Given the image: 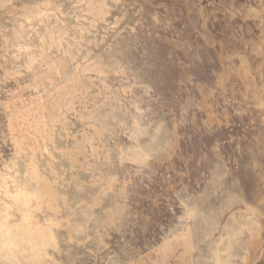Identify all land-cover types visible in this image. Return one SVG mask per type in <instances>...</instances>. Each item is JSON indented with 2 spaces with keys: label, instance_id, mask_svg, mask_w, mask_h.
Instances as JSON below:
<instances>
[{
  "label": "rangeland",
  "instance_id": "obj_1",
  "mask_svg": "<svg viewBox=\"0 0 264 264\" xmlns=\"http://www.w3.org/2000/svg\"><path fill=\"white\" fill-rule=\"evenodd\" d=\"M0 177V264H252L264 0H0Z\"/></svg>",
  "mask_w": 264,
  "mask_h": 264
},
{
  "label": "bare ground",
  "instance_id": "obj_2",
  "mask_svg": "<svg viewBox=\"0 0 264 264\" xmlns=\"http://www.w3.org/2000/svg\"><path fill=\"white\" fill-rule=\"evenodd\" d=\"M94 10V9H93ZM69 51V50H68ZM119 67V66H118ZM72 95V94H71ZM69 97V96H68ZM72 103V102H71ZM70 109H72V108H70ZM30 120V119H29ZM17 122V121H16ZM33 122V121H32ZM18 123V122H17ZM21 123V122H20ZM28 123V122H27ZM37 123V122H36ZM37 125V124H36ZM31 126V125H30ZM21 130V129H20ZM36 130V129H35ZM34 168V167H33ZM35 170V169H34ZM33 170V171H34ZM32 170H31V172H33ZM34 173V172H33ZM2 177H3V175H1ZM5 177V176H4ZM1 178V177H0ZM33 178V177H32ZM31 178V179H32ZM34 179V178H33ZM4 180V179H3ZM2 183V182H1ZM20 184V183H19ZM44 184H46V183H44ZM18 185V184H17ZM21 185V184H20ZM48 186V185H47ZM46 186V187H47ZM39 187V186H38ZM49 187V186H48ZM20 189V188H19ZM39 189H40V187H39ZM42 189H43V187H42ZM45 189V188H44ZM43 189V190H44ZM46 190H48V189H46ZM50 190V189H49ZM37 191H39L38 189H37ZM36 191V192H37ZM22 192H23V190H22ZM21 192V193H22ZM33 192V191H32ZM35 192V191H34ZM54 192V191H53ZM24 193V192H23ZM26 193V192H25ZM27 193H28V191H27ZM49 194H50V192H48ZM34 193H32V195H33ZM52 194V193H51ZM23 195V194H22ZM26 195V194H25ZM34 195H37V194H34ZM33 195V196H34ZM16 196V195H15ZM21 196V195H20ZM28 196V195H27ZM38 196V195H37ZM47 196V195H46ZM45 196V197H46ZM17 197H19V196H17ZM26 197V196H25ZM24 197V198H25ZM39 197V196H38ZM43 197V196H42ZM48 197V196H47ZM54 197H55V195H54ZM40 198V197H39ZM53 198V197H52ZM19 199V198H18ZM44 199V198H43ZM50 199V198H49ZM54 199V198H53ZM25 200H26V198H25ZM36 200H39V199H36ZM51 200V199H50ZM46 201V200H45ZM15 202H16V200H15ZM27 202H28V200L26 201V202H24L25 204H27ZM41 202V201H40ZM48 202H49V200H48ZM21 203V202H20ZM17 204V203H16ZM42 204H44V203H42ZM22 205V204H21ZM35 205V204H34ZM17 206V205H16ZM41 206V205H40ZM48 206V205H47ZM50 206V205H49ZM7 207V206H6ZM19 207V206H18ZM31 208H32V206H30ZM53 207V206H52ZM37 208H39V207H37ZM51 208V207H50ZM54 208V207H53ZM2 209V208H1ZM1 209H0V211H1ZM52 209V208H51ZM19 210V209H18ZM53 210V209H52ZM3 211H5V210H3ZM2 212V211H1ZM0 212V213H1ZM7 212V211H6ZM24 212V211H23ZM28 212V211H27ZM32 212V211H31ZM31 212H29V213H31ZM22 214V213H21ZM24 214V213H23ZM27 214V213H26ZM6 215V214H5ZM8 215H9V213H8ZM7 215V216H8ZM28 216V215H27ZM1 217V216H0ZM33 217V216H32ZM5 218V217H4ZM21 218L22 217H20V220H21ZM30 218V217H29ZM7 219V218H6ZM24 220H26V218H24ZM37 220V219H36ZM1 221V220H0ZM7 221V220H6ZM18 221V220H17ZM22 221H23V219H22ZM28 221V220H27ZM31 221V220H30ZM233 221H235V220H233ZM13 222V221H12ZM46 222H47V220H46ZM21 223V222H20ZM27 223V222H26ZM31 223V222H30ZM254 223H257V221L255 220V219H253V218H251V217H247L246 218V220L244 221V222H236V225L234 226V224H233V227L232 228H230L231 229V231L229 232V234L231 235H233V234H235V231L238 229V228H240L241 226H246V227H250V225H252V224H254ZM7 224H9V223H7ZM6 224V225H7ZM22 224H24V223H22ZM1 225V224H0ZM2 225H3V223H2ZM6 225H5V227H6ZM36 225V224H35ZM34 225V226H35ZM39 225H40V223H39ZM30 226V225H29ZM228 226H230V225H228ZM5 227H3V228H5ZM10 227H11V224H10ZM23 227V226H22ZM22 227H20V228H22ZM38 227V226H37ZM36 227V228H37ZM45 227V226H44ZM2 228H0V230H1ZM15 229V228H14ZM29 229V228H28ZM42 229H45V228H42ZM20 230V229H19ZM23 230V229H22ZM33 230H34V228H33ZM37 231H38V229H36ZM46 230V229H45ZM4 231H6V230H4ZM13 231V230H12ZM30 231V230H29ZM23 232V231H22ZM34 232V231H33ZM32 232V233H33ZM50 232V231H49ZM3 233V232H2ZM5 233V232H4ZM15 233H17V232H15ZM18 233H19V231H18ZM29 233V232H28ZM31 233V232H30ZM228 233V232H227ZM6 234V233H5ZM20 234V233H19ZM0 235H2V234H0ZM6 235H8V233L6 234ZM16 235V234H15ZM29 235V234H28ZM31 235V234H30ZM54 235V234H53ZM4 236V235H3ZM32 236V235H31ZM34 236L37 238V240L35 241V246H36V248L37 249H43L44 248V246L48 243L47 241V234L45 235V233H44V231H38V232H36V233H34ZM228 236V235H227ZM2 237V236H1ZM21 237V236H20ZM20 237H18V238H20ZM34 237V238H35ZM50 237H52V236H50ZM229 237V236H228ZM6 238V237H5ZM10 238V237H9ZM9 238H8V240H9ZM15 238V237H14ZM17 238V237H16ZM17 238V239H18ZM11 239H13V236H12V238ZM11 239L9 240V241H11ZM5 240V239H4ZM22 240V239H21ZM28 240V239H27ZM17 240H15V242H16ZM30 241H31V239H30ZM34 241V240H33ZM51 241V240H50ZM53 241V240H52ZM56 241V240H55ZM233 241V240H232ZM29 242V241H28ZM5 243V242H4ZM22 243V242H21ZM56 243H58V242H56ZM228 243V242H227ZM17 244H18V241H17ZM32 244V243H31ZM232 244V243H231ZM231 244H228L227 245V247H226V249L231 245ZM48 245V244H47ZM50 245V244H49ZM6 246H8L7 245V243H6ZM12 246V245H11ZM15 246V245H14ZM19 246V245H18ZM32 246H33V244H32ZM50 246H52V245H50ZM56 245H54V247H55ZM9 247V246H8ZM21 247V246H20ZM53 247V248H54ZM232 247V246H231ZM14 248V247H13ZM18 249V248H17ZM14 252V251H13ZM46 252V251H45ZM21 254V253H20ZM23 254V253H22ZM39 256V254H38V252H37V254L36 255H33V256ZM8 256V255H7ZM19 256V255H18ZM40 256H41V254H40ZM43 256V255H42ZM48 257H49V255H47ZM1 257V256H0ZM22 257V256H21ZM2 258V257H1ZM19 258H20V256H19ZM30 258V257H29ZM42 258V257H41ZM5 259V258H4ZM18 259V258H17ZM28 259V258H27ZM32 259V258H31ZM34 259V258H33ZM37 259V258H36ZM43 259V258H42ZM40 260V259H39ZM38 260V261H39ZM44 260V259H43ZM228 260H229V258H226V260L222 263V264H226L227 262H228ZM28 261V260H27ZM41 261V260H40ZM54 261V260H53ZM8 262V261H7ZM11 262V261H10ZM17 262H19L18 260H17ZM37 262V261H36ZM42 262V261H41ZM21 263V262H20ZM23 264H24V261L22 262ZM31 263V262H30ZM33 263V262H32ZM35 264V263H34ZM38 264V263H37ZM39 264H40V262H39ZM47 264V263H46Z\"/></svg>",
  "mask_w": 264,
  "mask_h": 264
},
{
  "label": "crops",
  "instance_id": "obj_3",
  "mask_svg": "<svg viewBox=\"0 0 264 264\" xmlns=\"http://www.w3.org/2000/svg\"><path fill=\"white\" fill-rule=\"evenodd\" d=\"M252 264H264V242L261 244L258 253Z\"/></svg>",
  "mask_w": 264,
  "mask_h": 264
}]
</instances>
